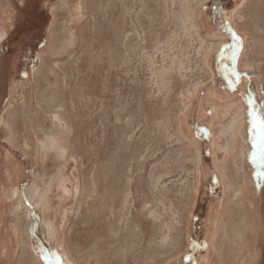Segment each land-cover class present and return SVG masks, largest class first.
<instances>
[{"label": "rangeland", "instance_id": "1", "mask_svg": "<svg viewBox=\"0 0 264 264\" xmlns=\"http://www.w3.org/2000/svg\"><path fill=\"white\" fill-rule=\"evenodd\" d=\"M56 1L36 0L32 9L35 18L21 31L24 36L19 37L22 33L18 31L8 38L10 61H23L25 48L27 64L24 88L14 94L13 101L16 105L26 102L27 108L6 116L12 127L9 138L18 144L29 138L30 148L19 151L6 144L7 129L0 126V185L4 157L14 158L23 165L18 187L21 193L18 198L22 200L20 213L14 212L16 199L9 202L0 196L2 204L8 206L0 222V253L3 241L8 251L6 261L0 264H18L17 259L23 260L20 264H32L34 256H40L41 251L43 264H58L54 243H49L41 232L40 218L26 197L33 181L42 186L34 175L47 176L51 172L48 161L46 168L36 167L31 145L34 137L37 140L44 131L48 132V117L57 110L65 112L74 129L71 152L77 163L67 173H75L73 168L77 169L76 184L80 191L62 203L53 200L59 231L63 214L72 212L64 231H57L56 244L62 245L79 264H100L103 260H113L114 264H144L148 255L152 258L148 264H168L174 255L172 262L186 255L188 264H197L196 257L204 258L206 253L203 238L208 232L209 210L223 199L222 181L237 177L235 165L245 146L239 137L231 149L227 134L217 125L212 126L213 136L207 134L205 125L213 117L207 106L205 119L198 117L204 95L201 90L191 102L189 115L198 138L199 166L208 174L196 198L190 194L188 186L195 179L197 166L187 152L189 143L175 138L181 131L178 95L198 82L211 85H208L211 77L202 67L208 45L200 41L192 14L197 6L209 0H85L81 18L68 23L77 42L70 55L38 61L36 53L46 48L53 23L57 24L54 41L59 44L64 39L61 25L67 23L66 8L79 7L78 0H67L65 8L56 10L55 14L50 11L52 20L49 7ZM227 70L231 91H235L240 86L239 80ZM225 89L226 86L220 85V92ZM8 96L6 92L0 97V114L10 100ZM210 138H213L211 143ZM217 159L221 163L219 169L214 166ZM14 184L8 183L7 188H15ZM255 185L256 229L250 236L249 251L245 252L244 247L238 258L244 259L250 253L253 264H264V180L259 175ZM69 188L72 189V183ZM128 191L132 192V200L126 210L122 202ZM143 205L161 216L157 226L164 227L163 234L153 239L154 242L149 228V223L154 222L149 216L142 217L145 216L140 213ZM27 209L33 218V236L41 246L36 247L37 254L28 248ZM188 211H191L190 235L186 243L183 225ZM232 218L229 215L222 218L223 227L212 241L215 251L223 250V243L231 241L227 238L228 228L238 222ZM144 219H148V225ZM11 233L16 240L14 244L9 242L10 237L13 239ZM233 257L232 254L231 261ZM201 264H205L204 259Z\"/></svg>", "mask_w": 264, "mask_h": 264}, {"label": "bare ground", "instance_id": "2", "mask_svg": "<svg viewBox=\"0 0 264 264\" xmlns=\"http://www.w3.org/2000/svg\"><path fill=\"white\" fill-rule=\"evenodd\" d=\"M78 1H79V7L78 5H75L66 8L67 23L61 25V31L62 33H64V39L59 44H57L56 40L54 41L53 31L57 24L53 23L54 24L52 25L53 29H50L51 32H49V36H48L49 37L48 44L46 48L41 52L39 57L42 62L47 61L46 59L62 57L64 56V54L70 55V53L72 52L71 50L72 48H74L77 42H76V35L70 30L69 24L72 21H74L77 17L81 18L83 12V6L85 5V0H78ZM245 2H246L245 3L246 6L244 5L245 10L250 8L251 12L250 11L248 12L249 15L251 13V15L255 16L254 19L256 18L255 22L253 21L254 23H252L255 24L254 30H249L248 27L249 25H251L250 23L251 21L249 20H247L245 23L235 22L236 23L235 28L237 31H239L242 34L243 44L245 46V41H246V49L248 48L249 52H255L254 50L257 51L260 50L259 52H262L264 54V21H261V19H257L256 17L258 14L264 15V1L260 0L259 3V1L256 2L255 0H245ZM66 6H67V0H58L57 4L50 8V11L52 12V14H55L54 12L56 10H59L60 8H65ZM192 14L194 15L193 27L196 29L197 34L200 37L198 33V26L196 25V19L201 18V20H203V15L205 16L206 14L205 13L203 14V12L200 11L199 7L195 8L194 13ZM206 18L208 19L209 16L206 15ZM211 26L210 25L207 26L208 31L213 30ZM200 41L204 43L206 42L208 43V49L206 50L202 58V67L206 72V74L210 75L211 82L208 85L210 84L211 85L207 87L204 86L203 83L198 82L190 86L184 92L178 95L179 104H180L179 105L180 116L178 121H179V129H181V131L179 130L177 135H175L177 141L180 142V140L182 139L184 141H187V143H189V148H188L189 150L187 152L190 153L192 160L194 159L196 161L197 169L195 171L196 173L195 179L193 183H191L188 186V190L190 194L194 198H196L198 193H200V191L202 190L203 180L206 179V174H208L207 171L203 172L199 166L198 161L200 158L198 156V145H197L198 138L196 137V133H194L193 125L191 123V119L189 115L191 102L195 97L198 96V93H200L201 90L204 92V95L201 99L202 106L198 110V117L201 118L202 120L205 119L204 107L206 106L211 110L213 117V121L205 125L207 134H209L210 137L211 135L213 136L212 126L217 125L218 127H221V129L224 130L225 133L227 134L231 149L234 148L233 144L235 140L238 139L239 137L241 140H243V142H245L244 143L245 146L242 147L243 149L241 151L239 161L235 165V170L239 176L235 175L237 176L235 177V179H231L228 177L227 181H222L223 199L217 201L216 206H211L209 210L210 215L208 221L209 226L207 228L208 232L204 235L203 238L206 247L205 249L206 253L204 258L201 256L196 257L197 258L196 263L201 264V261L204 259L205 264H253L254 258L250 253L248 255H245L244 259H239L238 254H241L240 252L243 250L244 247H245V252L247 250L249 251L251 245V239H252V238L250 239V236L255 232L256 229L255 224L257 222L254 201H253V192L256 191L255 181L258 178V175L262 180H264V160L261 159L259 152H257L258 150L253 148V144L256 143V140L254 139V135L250 131L249 116H248L250 106L251 109L258 110L261 112V114H264V73H262V70L257 68V66L253 64L252 60L249 59L246 53L244 59L241 60V66L243 68L245 67L250 68L252 69V71L256 70L260 78V80H258L256 84H253V86H251L252 84H250L251 87H249L252 89L255 95L251 97V101H250V97L249 98L247 97L244 91L245 87L243 85L240 86L239 90L237 89L238 91L235 90L230 92L228 89H225L224 92L222 91L220 92L221 80L217 72L218 70L214 68V63L212 61L217 51L221 49L222 44L220 42H208V40L202 37H200ZM21 87H22V83L16 84L13 90L14 91L19 90L21 89ZM64 113L59 110L52 111L50 113L51 115H49L48 117V121L50 124V129L48 130V132L45 133L46 131H44L42 133L43 136L41 138H38L37 140H35V137L33 136L34 141L32 143L33 145H31V148L35 152L36 159L34 158V161L36 162L35 163L36 167L39 166L40 167L39 169H42L41 166L45 167L48 161L51 165V169H50L51 172L47 176L45 175L40 176V174L35 175L34 178L38 180L40 179L42 186L36 181H33L26 190V197L30 202L32 209L34 210V213L39 216L38 218H40L39 227L41 229V232H43V234L46 235L47 237L46 239L54 243L53 247L55 248L56 251L55 256L57 262L59 264H79L77 260L71 257L69 252H67L62 247V245L56 244V242H58L59 240L57 231L58 233L60 231H64L65 222L70 218L72 212H70L69 214L67 213L63 214V219H62L63 226L60 227V231H59V229L56 226L58 220L56 219V214H55L56 210L55 207L53 206L55 202L53 200L56 199L58 201L57 204H59L66 201V199H69L72 195L78 194V192L80 191L79 185L76 184V181L78 179L76 174L77 169L73 168V171H75V173L73 172L67 173L68 170L73 166H75L74 164L77 162H76V158L72 155L73 151L71 152V139L73 136L74 129L71 126L70 123L71 120L69 121V119L66 117ZM222 121H225V124H222ZM240 133H243V135L239 136ZM30 135H27L26 137ZM27 139L29 138L24 139L23 144L16 143V140H14V138H9L6 142H9V144L12 145V147L14 146L15 148H18V150L19 149L21 150L30 146L29 145L30 143H28ZM211 142H213V138H210V143ZM212 147L214 148V145ZM5 151L7 152V150ZM257 156H259L260 158L257 159ZM226 164L228 163L226 162ZM214 166L217 169L220 168L221 163L218 159L215 161ZM6 168L7 170H9V174L4 176L3 180L8 181L9 179L11 183H16V185L14 184L15 188H7L6 185L2 183L1 184L2 187L0 189V196L1 199L4 198L9 202L16 199L17 202L14 208V212L17 213L19 211V207L22 205L21 198H18L21 194V193L19 194V188H18L20 183L21 172L19 170L18 165H9V167ZM44 176L47 177V180L44 179L45 178ZM222 179L223 178H221V180ZM71 183H72V189L69 188V185H71ZM128 192L125 194L122 202L123 204L122 206H125L126 210L130 206L129 203L132 200L131 199L132 192L131 191ZM140 213L145 215L142 216L143 218L149 216L151 220L154 222V223H149L150 232L152 233L150 239L153 240L156 237L163 234L162 230L164 227H162L161 229V226H157V222L160 221L161 216H159L156 211L149 212V210L145 209L143 205ZM190 213L191 211H188L186 213L187 215L184 218L185 223L183 225L184 238L186 239L184 241L186 243H189ZM227 215H229L230 220L232 217H234L232 219L238 220V222L237 224H233L228 228L229 235L227 236V238L229 237L231 241L227 242V244L223 243V250L219 249L218 252L215 251L216 249H212L213 247L212 241L220 233L219 231L223 227V222H221L222 218L226 217ZM0 216H2V213H0ZM25 219L27 225L26 237L29 242L28 248L31 252L33 251L36 253V247L39 248V246L33 240L34 237L32 232L33 218L30 216V211L28 209L25 210ZM147 220L148 219H144L145 223L148 225ZM225 229H226L225 234H227L228 231L227 227H225ZM225 237L226 235L224 236V239ZM41 254L42 251L40 253V256H34L32 261L33 264H43V258H42L43 256ZM232 254L234 257L231 261L230 257ZM213 258L216 259L212 261ZM151 261L152 258H150L148 255L145 257L143 263L148 264ZM84 264H90V263H84ZM100 264H114V261L103 260L101 261ZM171 264H186V262L184 259L180 257L176 262H172Z\"/></svg>", "mask_w": 264, "mask_h": 264}, {"label": "crops", "instance_id": "3", "mask_svg": "<svg viewBox=\"0 0 264 264\" xmlns=\"http://www.w3.org/2000/svg\"><path fill=\"white\" fill-rule=\"evenodd\" d=\"M35 1L36 0H0V97L2 94L7 92V94L9 95L8 97L10 98V100H8L9 104L7 103L8 106L6 105V107L4 108L2 113L0 114V126H5L7 129V133H8V135H6V137L4 138V140H6V141L9 139V133L11 132L12 127H10L8 121L5 120L6 119L5 117L9 113L15 114V112H17L16 109H20L21 111H25V109L27 108L26 102L23 104H20V105H16L13 103V101L15 100L14 94L15 93L18 94L19 91H22L24 88V84H25L24 83L25 77H26L25 73H26V69H27V64L25 61L26 52L24 51L25 48L22 51V60L23 61L20 62L17 59L10 61V58H8L9 57V46H10V44L8 43V38L11 36V34H13L15 32H18V31L21 32L29 24L30 20L34 21L33 18H35V17L32 16L33 15L32 9H33V6L35 5ZM57 1L54 4H51L50 7L52 5H56ZM255 1L256 2L259 1V3H260V0H255ZM262 1H264V0H262ZM245 3H246L245 0H209L206 4H200L196 8L199 7L200 11L203 12V14L205 13L207 16H209V18L207 19L206 15L205 16L203 15V20H201V18H197L196 19V25L198 26V33H199L200 37L208 40V42H220L222 44L221 49L217 51V53L214 56L213 61H212L214 63V68H216V70H219L217 72H218L220 80H221L220 85L221 86H227L226 88L230 92H232L231 91L232 87L230 86L231 84L227 79V76L229 75L228 74L229 72L227 70V68H228L232 74H234V73L236 74V77L239 80V85L240 86L243 85L245 87L244 91H245L247 97L248 98L250 97V101H251V97H253L255 94L252 91V89L249 87L253 86V84H256L257 81L260 80V78H259L256 70L252 71V69H250V68H246V67L243 68L241 66V60L244 59V56L247 53L249 59L252 60L253 64L255 66H257V68L261 69L262 73H264V71H263L264 70V54L262 52H259L260 50L259 51L254 50L255 52H249L248 48L246 49V41H245V46L243 44L242 34L239 31H237L235 28V25H236L235 22L245 23L247 20H249V21H251L250 22L251 25H249L248 28H249V30H254L255 24H252V23L255 22L256 18L254 19L255 16L251 15V13L249 15L248 12L250 11V8L245 10V6H246ZM50 7H49V13L51 15ZM247 7H249V6H247ZM51 17L53 20L52 15H51ZM256 17H257V19H261V21H264V15L258 14ZM248 18H250V19H248ZM208 25H210V26L212 25L211 27L213 28V30L208 31V29H207ZM217 26H218V28H217ZM251 27H252V29H251ZM19 28H22V29L20 30ZM18 36L19 37L24 36V32ZM206 44L208 45L207 42H206ZM240 45L242 46V49H240ZM41 52L42 51L39 50L36 53V57H37L38 61H39L38 56L41 54ZM229 60H230V62H228ZM249 63H250V61H249ZM39 64H40V62H39ZM228 64H229V66H227ZM225 69L227 71H225ZM14 75H17V78H14ZM11 78H13V81L10 83ZM19 83H22L21 89L14 91L13 88L15 87L16 84H19ZM250 84H252V85L250 86ZM240 86H239L238 90L240 89ZM249 90H251V91H249ZM36 101L39 102V99H37ZM23 106H24V108H23ZM7 143L9 145V142H6V144ZM9 165H18L19 170L21 172V176H22V173H23L22 163L15 160L14 158H10V157L6 156V157H4V164L2 167L4 170V174H2L3 179H4V176L9 174V170H7V168H6V167H9ZM20 179H21V177H20ZM2 183L5 184L7 187V184L11 183V182L8 179V181L3 180ZM1 187L2 186L0 185V189H1ZM19 187H20V183H19ZM0 205H1L0 206V213H2V216H0V219H1L0 222H3V220L5 218V214H6L5 212H7V210H8V206H7V204H2L1 201H0ZM2 207H5V209H3ZM14 233H16V232H14ZM14 233H11L12 238H13ZM10 238H9V242L14 244L16 240L14 241V238L12 240ZM15 239H16V237H15ZM33 240L36 242V239L34 237H33ZM47 241L50 243V241L48 239H47ZM36 244L41 248V246L38 242ZM50 245L52 246V244H50ZM203 246H204V241H203ZM7 251H8L7 243H6V241H3L1 243L0 262L4 263V261H6L5 252H7ZM43 255H44V252H43ZM54 256H55V253H54ZM174 256H176V255H174ZM174 256L170 257L171 260L168 264H171ZM182 258H186L185 262H186V264H188L189 257H187L186 255H183ZM55 260H56V256H55ZM22 261H23L22 259H17L16 263L20 264V262H22ZM32 264H33V262H32Z\"/></svg>", "mask_w": 264, "mask_h": 264}, {"label": "snow or ice", "instance_id": "4", "mask_svg": "<svg viewBox=\"0 0 264 264\" xmlns=\"http://www.w3.org/2000/svg\"><path fill=\"white\" fill-rule=\"evenodd\" d=\"M248 116L250 131L256 140L253 148L259 151L261 159L264 160V114H261L258 110L251 109L250 106Z\"/></svg>", "mask_w": 264, "mask_h": 264}]
</instances>
